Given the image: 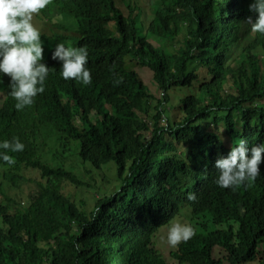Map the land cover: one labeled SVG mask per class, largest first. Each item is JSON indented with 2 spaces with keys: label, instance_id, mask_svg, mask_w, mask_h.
<instances>
[{
  "label": "trees",
  "instance_id": "1",
  "mask_svg": "<svg viewBox=\"0 0 264 264\" xmlns=\"http://www.w3.org/2000/svg\"><path fill=\"white\" fill-rule=\"evenodd\" d=\"M120 1L126 2L128 16ZM135 4L52 0L41 10L37 19L55 28L51 35L41 33L43 42L54 40L42 61L50 72L45 91L22 111L8 94L10 78L0 73V142L18 137L24 144L23 151L7 153L15 164L0 159V264H150L157 255L153 237L183 205L194 215L209 213L214 225L236 222L238 227L236 232L195 233L172 253L178 262L247 264L257 259L264 244V163L251 187L233 190L215 183V162L230 151L225 138L245 139L249 149L264 144V35L252 33L245 22L250 15L255 19L249 0H160L146 31L167 43L184 35L173 54L140 33L139 14L132 17ZM61 42L87 47L90 85L62 78L61 62L52 59ZM127 59L153 73L162 92L156 104L141 76L127 68ZM240 59L246 61L243 74L235 66ZM195 60L211 77L201 86L206 104L186 97L181 102L183 121L171 123L164 115L168 92L193 86L198 76L189 72L188 64ZM204 122L215 130L204 129ZM220 126L225 134L218 132ZM51 138H58L64 153L72 152V141L78 142L75 150L80 148L82 161L97 170L116 164L123 186L99 200L90 216L54 187V182L59 189L66 184L81 187L82 182L64 166L52 167L41 159ZM175 143L186 151L175 153ZM24 169L32 179L22 175ZM188 177L194 185L185 190ZM2 181L17 191L32 185L37 192L22 207L6 195ZM189 193L197 199L189 200ZM243 206L250 217L241 212ZM217 248L222 257L215 256Z\"/></svg>",
  "mask_w": 264,
  "mask_h": 264
},
{
  "label": "clouds",
  "instance_id": "2",
  "mask_svg": "<svg viewBox=\"0 0 264 264\" xmlns=\"http://www.w3.org/2000/svg\"><path fill=\"white\" fill-rule=\"evenodd\" d=\"M51 2L52 0H0V73L10 78L8 94L16 101L18 111L31 106L35 97L45 91L50 68L42 63L43 41L33 19L34 15L38 16ZM249 12L255 15V19L250 15L245 20L251 26L252 33L264 35V0H249ZM52 59L61 62L60 75L63 79L74 80L85 86L92 83L86 46H66L61 42ZM120 82L122 81L116 83ZM0 149L5 150L0 153V159L12 165L16 162L15 158L7 153L23 151L24 144L18 137H14L11 141L0 142ZM262 163L264 144H254L249 149L247 141L240 139L233 144L226 156L222 155L216 160L218 174L215 183L221 188L233 190L241 186L251 187L261 174ZM187 198L191 201L197 199L195 193H189ZM194 235L195 230L191 225L170 221L166 243L171 248H176Z\"/></svg>",
  "mask_w": 264,
  "mask_h": 264
},
{
  "label": "rangeland",
  "instance_id": "3",
  "mask_svg": "<svg viewBox=\"0 0 264 264\" xmlns=\"http://www.w3.org/2000/svg\"><path fill=\"white\" fill-rule=\"evenodd\" d=\"M158 2H160V0H136L137 4L133 5L134 11L132 13V17L139 14V16L135 18L138 22L137 26L142 35L149 36L148 41L152 45L155 47L160 46L159 48H162L167 54H173L178 52V50L182 47L184 35L178 37L174 42L167 43L168 41L159 40L152 33L146 31L148 24L153 20V17L157 12ZM119 3L118 5H120L121 9L125 12V15L128 16L130 14V10L126 8V2L120 1ZM33 23L42 34L46 33L51 35L52 32L55 31V28L51 23L38 20L37 15H34ZM109 28L112 31H115L114 24H111ZM53 46L54 40L50 42H43L44 59L51 52ZM245 62L246 61L244 59H240L238 64L235 65L241 74H243L246 70ZM126 66L129 70L136 71L141 76L148 89L155 96L156 101L154 104H156L157 101L162 98V92L159 90L156 82L154 81L153 73L149 69L141 67L136 61L130 59H127ZM188 69L189 72L195 73L198 76V79L194 82L192 87H174L168 92L170 101L166 105L164 115L171 123H173L174 120L179 122L183 121L184 114L181 109V102L186 97L193 96L200 99L203 105L206 104L207 96L201 91V86L204 81L208 82L211 79L208 68L200 64L198 60H195L188 64ZM3 98L4 95L0 93V106ZM261 103L264 105V101ZM154 114L155 111L152 110L151 115ZM95 119L96 117L92 114L91 121L95 122ZM236 119L239 122L240 127H242V122L239 120V114H236ZM162 125H166V122L162 121ZM201 125L206 130H215L214 126L210 125V123L204 122L201 123ZM218 132L225 134L224 127L220 126ZM226 139L227 138H225L224 143L228 149H231L233 144L238 142L237 140L231 141ZM57 140L58 138H51L46 141L47 146L43 147L44 150L41 153V159L46 161V163L52 167L64 166L68 171L72 172L79 178L82 182L81 187L66 184L63 185V188L59 189L57 188L56 182H54V187L59 193L63 194L67 199L76 204V206L87 216H90L99 200L114 195L123 186V181L118 177L117 166L114 162H111L104 165L101 170H97L89 162L82 161L79 155L80 148L77 152L75 150L77 145L80 146L78 142L76 144L72 141L69 144V148L72 152L64 153L62 148L58 145L59 142ZM40 143H42V141H40ZM41 148L42 146L39 145V155ZM185 151L186 148L183 145L175 143V153L183 154ZM207 152L208 151L206 150V153ZM22 175L27 179L33 178V174L25 169L22 171ZM2 182L6 195L12 200L21 203L22 207H26L28 205L29 195L37 192V189H35L32 185H30L29 188H24L22 191H17L16 189L9 187L5 181ZM193 185L194 182L192 178L188 177L185 181V190L192 188ZM241 212L247 217H250L251 215L246 206L241 208ZM171 221L189 224L194 228L195 233L198 234H209L213 231H228L230 229H233V231L236 232L238 227L236 222H226L221 225H214L212 216L209 213L194 215L192 210L184 205L181 206L179 214ZM168 227L169 224L163 226L152 239V247L157 252V255L151 260L150 264H188L180 263L172 257V253L176 252L179 246L171 248L167 245L166 235ZM214 254L217 258L223 256V252L220 248L215 249ZM224 264L227 263L224 262ZM247 264H264V244L259 247L257 259Z\"/></svg>",
  "mask_w": 264,
  "mask_h": 264
}]
</instances>
